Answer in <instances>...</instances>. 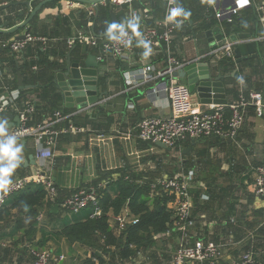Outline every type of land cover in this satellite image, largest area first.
Instances as JSON below:
<instances>
[{
    "label": "crops",
    "instance_id": "1",
    "mask_svg": "<svg viewBox=\"0 0 264 264\" xmlns=\"http://www.w3.org/2000/svg\"><path fill=\"white\" fill-rule=\"evenodd\" d=\"M182 2L186 3L187 10H191L194 22L187 20L189 28L193 25L194 30L186 31L182 28L180 32L177 31L173 35L168 50L163 45L158 46L152 49L151 55L147 58L143 56L145 49L141 48L140 38L133 34L134 49L130 64L120 63L112 57L99 64L97 89L99 93L106 92L107 96L96 107L83 112L73 110L66 114L73 116L71 122L80 124L83 132L61 136L52 150L44 146L37 147L30 138L17 142V145H23L24 160L10 177V181L20 177L21 174L33 173L38 168L48 165L51 179L60 191L58 197L63 200L72 191L105 185L108 181H115L120 177L136 178L142 183L148 179V175H152L156 180L161 176L158 172L152 173L151 165L158 161L156 152L169 153L171 150H164L140 141L136 135V125L146 117L169 116L168 102L162 95H147L148 90L153 88L159 79L130 88L125 86L122 72L127 70L136 72L150 65L152 68L149 75L155 76L163 71L168 57L186 62L195 60L209 51L205 34L212 31L214 27H219L221 34L228 32L232 39H250L261 32L254 10L251 8H243L236 13L237 16H244L251 20L240 28H237L234 22L232 27H224L225 22L215 18V12L231 9L233 3L237 6L241 0H218L215 9L206 3L204 27L196 16V9L203 1L182 0ZM34 3L29 2V7L22 19L28 17L27 14L38 5ZM107 5H111L108 0L97 5V8H105ZM112 6H114L115 15L118 16L119 25L123 24L127 27L133 20L138 22L140 36L147 30L160 29L166 10L165 0H137L131 8ZM92 10L94 6L90 4L56 0L54 3L43 5L33 17L32 22L17 32L9 34L5 41L13 40L16 36L30 31L31 35L45 39V42L28 44L22 56L31 55L32 58H36V50L42 49L48 53V59L52 61L54 59L52 52L59 55L62 51L66 53L75 47L81 52L88 49V54H92L89 48L78 43L72 48L68 47V41L80 32L86 31L96 37H102L108 33L109 24L106 21H103L102 27L99 25L94 31L93 19H96L98 10L94 16L89 17L87 12ZM22 19L11 22L6 27L2 26L3 30L17 26L24 21ZM3 22L5 21L0 19V25ZM182 22L183 18L178 17L177 26H182ZM89 23L90 27H88ZM254 47L258 52L257 47L255 45ZM92 55L95 56V54ZM9 56L6 52L0 54V57ZM86 56L81 60L82 63ZM240 57L244 58L242 55ZM245 57H249V54ZM17 58L22 57L17 56ZM255 59L257 58L251 59L250 62L253 66H256ZM70 60L76 62L71 57ZM247 65V63L237 65L229 78L222 76L227 105L236 103L240 93L258 92L264 96L263 75L256 76L259 73L257 66L250 69ZM10 69L9 63L0 64V73L5 79ZM212 73L213 76L218 75L215 70ZM137 81L141 84L142 80L139 77ZM191 99L193 103L205 108L196 96H191ZM59 105L63 107L62 102H59ZM7 112L13 114L10 111ZM47 114L45 116L50 113ZM244 114L245 123L232 141L198 140L195 147L183 145L177 150L178 153L181 151L186 155L182 162L192 163L193 166L188 170H193L196 174L191 190L196 238L229 245L223 252L220 264H231V260L239 257L249 243V234L253 232L261 219V208L264 206V200L253 194L254 169L256 165H264V114L257 117L254 110L250 111L248 108L244 110ZM4 121H7L4 126L10 133L13 128L9 126L10 120L4 118L0 124ZM30 155L34 156L35 164L24 166V161ZM156 170L157 168L154 169ZM203 195L208 199L203 200ZM64 212L58 205L54 214L43 207L35 218H24V220L20 218L23 220V225L15 230L18 214L16 210H11V218L0 223V264H31L27 246L41 241H44V246L41 247L53 251L57 256L64 257V260L58 264H79L81 259L88 257L92 250L71 244L64 238L51 237L47 234L53 222L64 221ZM32 224L36 230L29 236L26 230ZM157 242L160 246L156 245L153 251L157 252L159 260L164 261L174 249L175 240L165 241V243ZM260 242L264 244V232L261 234ZM41 247L39 250H43ZM145 260L146 258L143 257V261L141 259L138 262L133 260V262L144 264Z\"/></svg>",
    "mask_w": 264,
    "mask_h": 264
},
{
    "label": "built area",
    "instance_id": "2",
    "mask_svg": "<svg viewBox=\"0 0 264 264\" xmlns=\"http://www.w3.org/2000/svg\"><path fill=\"white\" fill-rule=\"evenodd\" d=\"M111 5L133 7L137 0H108ZM180 0H165L166 10L160 29H150L145 31L140 40L150 42L149 47L154 49L158 46L168 50L172 37L176 33L177 20L166 21V17L172 9H179ZM214 8L218 0H205ZM69 3H78L71 2ZM243 8H251L256 15L257 23L260 25V34L250 39H232L229 33L223 32L220 45L213 51L209 50L202 56H198L194 62L209 61V69L217 71L220 62H235L234 49L239 44L251 43L264 44V0H244L231 9L215 12L216 19L231 23L232 17ZM97 7L88 11L89 17L97 13ZM2 19V16H0ZM91 24H88L90 27ZM126 35L116 40L109 38L108 33L102 37H96L89 32H80L68 41V47L72 48L76 43L95 50V59L98 64L103 63L107 58L112 57L120 63L130 64L133 53L134 35L131 30L124 26ZM119 36V33H114ZM186 40V38H184ZM33 42H45V39L36 37L27 32L23 40H3L0 47L7 49L18 57L23 53L26 46ZM141 48L144 47L141 45ZM190 62V61H189ZM188 62L168 57L167 64L163 71L155 76H150V65L135 71L127 70L122 72L125 86L136 88L139 85L148 84L153 79H159L158 83L148 90L147 95H162L168 102L170 109L169 116H150L141 119L136 125V135L144 143L155 145L163 144L167 149H174L177 143L184 140L197 139H219L221 141H232L237 136L245 123L244 110L252 107L257 117L264 114V96L258 92H249L247 95L240 93L236 103L231 105H207L201 108L197 103H193L187 87L175 82L172 73L184 67ZM32 71H37L34 66ZM141 78V84L137 81ZM164 78V79H163ZM5 79L0 73V80ZM17 89H6L0 86V113L7 112L8 108L19 117L20 125L12 128L10 135L17 142L23 139H33L36 146H44L54 149L61 136L67 134H80L83 129L75 126L69 117L60 110H55L43 118L35 125H28L34 113L31 104H24L21 109L16 107L19 100ZM19 145V144H18ZM48 165L38 168L35 172L25 174L10 181L6 193H0V208L5 200L11 195L24 190L30 185L41 186L46 191L45 203L52 205L58 198V189L49 174ZM253 184V194L257 198L264 200V165L256 166ZM195 181L193 170L179 171L172 176L163 175L150 184V191L165 192L172 198L167 207L172 211L174 221L172 226L164 233L156 236V240H175L174 249L168 254V258L160 264H220L224 250L229 246L224 243L204 241L196 238V223L193 217L192 188ZM103 186V185H101ZM203 200L208 197L203 195ZM60 207L69 213L76 214L80 210L90 207V217H97L101 214L95 188L79 189L64 198ZM261 219L252 233L249 234V243L244 247L239 257L231 260V264H264V244L260 242L261 234L264 232V206L261 208ZM113 230L116 234L123 231L128 225L136 223L130 218L126 211L117 216H112ZM28 254L31 257V264H58L64 260L63 256H57L49 249L35 250L27 246Z\"/></svg>",
    "mask_w": 264,
    "mask_h": 264
},
{
    "label": "trees",
    "instance_id": "3",
    "mask_svg": "<svg viewBox=\"0 0 264 264\" xmlns=\"http://www.w3.org/2000/svg\"><path fill=\"white\" fill-rule=\"evenodd\" d=\"M25 1L30 2L31 4L35 2L34 4L37 5L42 0H0V5L10 4L6 10L0 12L2 20L7 21L8 24H10L11 22L24 18L26 13L25 11H27V7L23 4ZM55 1L56 0L49 1L46 3V5L50 4L51 2L54 3ZM202 1L203 3L200 2L199 7L196 9V16L199 20H201L202 26L204 27L205 21L203 17L207 7L206 2L204 0ZM178 5L179 9H183L184 13H188V15L186 18L185 16H180L183 18V22L182 26L176 27V32H180L182 28L186 31L189 29L194 30L193 25L189 28L187 20L189 19L194 22L191 10L186 9V3L182 2V0L179 1ZM111 10L114 12V6L112 5H107L105 8H98L97 17L96 19H93L94 31L99 27V25L102 27L103 21H106L107 24H110ZM19 12H22L21 16L19 15ZM29 14H27V16H29ZM117 17L118 16L116 15V18ZM27 18L28 17H25V19ZM250 21V18L246 19L244 16L240 17L235 15L232 17L231 23L225 22L223 26L230 28L234 22V25L236 24L237 28H240L245 26V24ZM30 22H32V20ZM117 22L119 23L118 18ZM6 37H9V34L0 35V41L5 40ZM255 46L258 49V57L255 60L256 66L259 69V73H257L256 76L261 77L263 75L264 77V44H255ZM87 50L88 49H84V51L81 52L79 48L75 47L72 49L70 57L76 62L81 61L83 60V57L89 53ZM89 50H91L90 52L92 54H95V50ZM5 52L10 56L0 57V64L4 65L9 63L11 69L9 70L7 78L0 80V86H5V88L9 90L17 89V73H20L21 80L24 85L35 86L34 89L25 91L26 96L24 99L19 96V100L16 102V107L19 109H21L26 103L31 104L34 107L32 119L28 125H35L36 123H39L43 118L46 117L45 115L47 113H52L55 110H60L65 115L68 112L70 113L69 110H65L63 107H60L59 102L61 103V100L59 94L51 84L53 69L59 66L58 62H60V64L65 62L66 55L69 50L66 53L62 51L59 55L55 52H52L51 54L54 57L52 61L48 59V53L42 51V49L36 50V58H32L31 55L22 56V53L20 55L22 58L19 59L17 58V55H14L7 49L0 47V54ZM57 56H59V59ZM251 61L252 60L249 59L242 63H247V67L253 69V67L256 66L251 65ZM240 64L241 63H228L222 61L219 63L217 68L218 75H225L227 78H229L230 74L235 70V67L237 65L239 66ZM34 66H36L38 69L37 71H32ZM34 94H36V96ZM31 97L33 98L29 99ZM252 109V107L248 108L250 111ZM8 111L16 114L11 107L8 108ZM71 119L72 117H69L70 121H72ZM74 125L81 127L80 124L75 123ZM198 140L210 139L201 138L194 141L197 142ZM213 140L221 141L219 139ZM192 141L193 140L189 139L181 141L177 143L174 150H179V147L183 145L187 147L192 146ZM185 156L186 155H184L182 152L180 153L181 160L177 162L178 166L173 173H164L162 171L159 175L163 176L162 174H164L167 176H172L181 170L188 171V168L193 166V164L182 162ZM158 170L159 168H157V170L153 171L152 173L158 172ZM23 175L25 174H21L20 177ZM147 178L148 179H146V181L141 183L137 181L136 178L125 179V177H120L115 181H108V183L103 186L95 185L94 188L96 190L98 204L101 208L100 216L90 217L91 208L86 207L76 213L75 216L70 217L68 221L64 219V221L57 220L53 222L47 231V234L51 237L64 238L71 244H77L93 251L88 257L81 259L79 264H116L117 261H131L136 253L141 249L155 250L156 244L158 243L157 241L162 243L168 241L164 239L156 240L155 238L157 235L164 233L172 226L174 216L172 211L167 207L168 203L172 201V198L162 191L152 193L150 191V184L156 180L152 177V175H148ZM57 191L59 194L60 191ZM75 191H72L71 193ZM71 193H69L68 196ZM45 198V189L41 186L35 185H30L24 190L11 195L5 200L2 207L0 208V223L4 222L8 218H11V210H16L18 217L15 222V230L19 229L23 225L22 221L24 218L32 219L37 217L41 208L46 207L48 208L49 212L52 205L46 204ZM61 202L62 199L58 197L53 205L60 206ZM123 211H126L130 218L135 219L136 223L128 225L123 231H121L119 234H116L113 230L112 216H117ZM49 215L51 214L49 213ZM20 218L23 220H20ZM35 230L36 228H34V224H32L29 228H27L26 234L31 236ZM171 240L172 239H169V241ZM29 245L33 246L35 250H39L41 246H44V241L36 243L35 245L33 243ZM164 258H166V256ZM154 261H156L155 264H160L162 262L161 260L158 261L155 258Z\"/></svg>",
    "mask_w": 264,
    "mask_h": 264
},
{
    "label": "water",
    "instance_id": "4",
    "mask_svg": "<svg viewBox=\"0 0 264 264\" xmlns=\"http://www.w3.org/2000/svg\"><path fill=\"white\" fill-rule=\"evenodd\" d=\"M53 0H43L39 3L29 14L28 18L22 21L17 26L3 30L2 26H8V22H3L0 25V35L13 34L19 29L27 26V24L33 19L37 12L41 9L43 5L47 2ZM71 2H78L84 4H90L94 7L103 3L106 0H64ZM23 4L29 7V2L25 1ZM10 4L0 5V12L6 10ZM233 6L234 3H233ZM98 10V9H97ZM22 15V12H19ZM111 24L119 25L115 13L111 10L110 12ZM23 35L16 36L15 40H23ZM207 43L209 45V50L213 51L220 45L223 38L221 30L219 27H214L212 31H208L206 34ZM72 51V50H71ZM69 51L66 55L65 62L53 69L51 84L54 86L56 92L59 94L60 100L63 104V109L69 111L83 112L89 108L98 106L104 97L107 96L106 92H98L97 82H98V68L99 64L96 62L95 56L88 54L83 61L71 62ZM253 44L245 43L237 45L234 50L235 63H242L247 61L249 58H257L258 52ZM249 54V57H245ZM243 56L244 58L240 57ZM82 63V64H81ZM172 77L178 81L179 84H183L187 87L190 95L196 96L199 103L202 105H227V100L225 99V88L222 83V76H213L212 71L209 69V61L206 62H188L184 67L178 69L172 73ZM17 79V90L20 96L24 99L26 96V90H32L35 86L24 85L21 80L20 73L16 74ZM7 118L10 120V127H19L20 121L17 115H13L8 112L0 113V121ZM195 141H192V145L195 146ZM156 146L166 150L167 148L161 144L156 143ZM168 150V149H167ZM190 150V149H187ZM187 152V151H184ZM34 156L30 155L27 160L24 161V166L34 165ZM57 211V205L50 207V212L54 214Z\"/></svg>",
    "mask_w": 264,
    "mask_h": 264
},
{
    "label": "clouds",
    "instance_id": "5",
    "mask_svg": "<svg viewBox=\"0 0 264 264\" xmlns=\"http://www.w3.org/2000/svg\"><path fill=\"white\" fill-rule=\"evenodd\" d=\"M181 15L187 17L188 13H184L181 9H172L166 17V21H174ZM127 27L131 32L139 39L140 32L138 31L139 24L137 21L133 20L129 22ZM114 33H119V36L114 35ZM126 35L124 31V25L109 24L108 26V36L112 40L119 39ZM139 43L144 47L145 52L143 53L144 58L151 55L152 49L149 47L150 42H145L144 40H139ZM4 121L0 124V193H6L10 185V177L13 175L15 170L23 163L24 157L23 145H17V141L10 133L6 130Z\"/></svg>",
    "mask_w": 264,
    "mask_h": 264
},
{
    "label": "rangeland",
    "instance_id": "6",
    "mask_svg": "<svg viewBox=\"0 0 264 264\" xmlns=\"http://www.w3.org/2000/svg\"><path fill=\"white\" fill-rule=\"evenodd\" d=\"M183 11V9H181ZM184 12V11H183ZM183 16V15H182ZM156 154H158V161L155 164V162L151 165V170L154 171L155 168H159L158 173L161 174V172L163 171L168 172V173H173L175 171V169L177 168V162L180 161V155L177 152V150L173 151L171 150V152L169 153H161V152H156ZM192 164V163H190ZM158 174V175H159ZM164 175V174H162ZM196 175V174H195ZM161 177V176H160ZM156 180V179H155ZM75 216V214L73 213H69V212H64V217L65 220L68 221V219L70 217ZM157 246H160V243L156 244ZM157 252L151 250V249H141L137 252V254L133 257L134 261H139L142 259L143 261V257L146 258L145 263L144 264H155L156 261H154V258L156 260L159 261L158 257H156ZM156 255V256H155ZM154 257V258H153ZM133 260H126V261H117L116 264H134ZM11 263V260H10Z\"/></svg>",
    "mask_w": 264,
    "mask_h": 264
},
{
    "label": "snow or ice",
    "instance_id": "7",
    "mask_svg": "<svg viewBox=\"0 0 264 264\" xmlns=\"http://www.w3.org/2000/svg\"><path fill=\"white\" fill-rule=\"evenodd\" d=\"M241 2L243 3V2H244V0H241Z\"/></svg>",
    "mask_w": 264,
    "mask_h": 264
}]
</instances>
